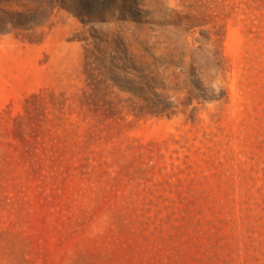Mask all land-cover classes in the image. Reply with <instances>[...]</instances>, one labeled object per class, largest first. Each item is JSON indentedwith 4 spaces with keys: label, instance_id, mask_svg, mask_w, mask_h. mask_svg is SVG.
<instances>
[{
    "label": "rangeland",
    "instance_id": "obj_1",
    "mask_svg": "<svg viewBox=\"0 0 264 264\" xmlns=\"http://www.w3.org/2000/svg\"><path fill=\"white\" fill-rule=\"evenodd\" d=\"M0 7V264H264V0Z\"/></svg>",
    "mask_w": 264,
    "mask_h": 264
},
{
    "label": "trees",
    "instance_id": "obj_2",
    "mask_svg": "<svg viewBox=\"0 0 264 264\" xmlns=\"http://www.w3.org/2000/svg\"><path fill=\"white\" fill-rule=\"evenodd\" d=\"M13 1L15 0H0V4ZM40 15L41 14L35 9L20 11L0 7V32L30 30L41 25Z\"/></svg>",
    "mask_w": 264,
    "mask_h": 264
}]
</instances>
